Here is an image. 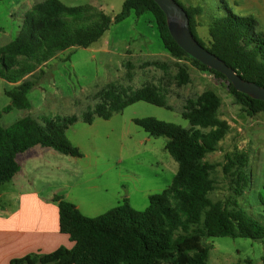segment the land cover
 Segmentation results:
<instances>
[{
    "label": "trees",
    "instance_id": "16d2710c",
    "mask_svg": "<svg viewBox=\"0 0 264 264\" xmlns=\"http://www.w3.org/2000/svg\"><path fill=\"white\" fill-rule=\"evenodd\" d=\"M176 1L187 12L190 30L203 47L243 79L264 87V32L254 16L237 15L223 2V15L208 18L209 39L205 42L198 35L203 25L199 17L205 9ZM132 12L137 16L152 14L164 49L173 58H188L203 72L226 81L236 103L248 116L264 112V101L236 91L223 74L190 57L174 41L166 15L154 0H125L121 13L114 18L102 10L68 6L60 0H45L33 6L18 36L0 47V77L15 85L6 92L11 100L6 111L31 109L28 94L36 81L25 80L27 76H33L60 53L90 47ZM147 65L162 66L158 62ZM39 72L43 74L41 68ZM175 80L179 86L189 83L186 67H179ZM95 98L99 102L82 118L86 124H92L96 117L109 120L138 102L170 108L165 95L151 84L131 91L111 83ZM221 105L220 97L212 90L189 99L182 113L190 123L189 129L156 118L134 119L151 137L168 139L165 149L178 164L169 188L151 195L148 207L142 211L135 210L125 198L97 217L84 215L74 203L57 195L53 201L59 209L60 231L69 236L73 247L30 254L11 264H207L210 251L203 243L206 238L263 240L264 225L238 203L249 187L248 151L237 149L225 155L224 172L232 177L233 194L227 200L211 198L217 189L218 165L209 162L207 156L218 151L231 130L228 121L219 115ZM78 121L77 116L44 117L42 121L27 116L9 127L0 124V185L19 173L18 156L37 146L81 158L82 153L66 135Z\"/></svg>",
    "mask_w": 264,
    "mask_h": 264
},
{
    "label": "rangeland",
    "instance_id": "374dc122",
    "mask_svg": "<svg viewBox=\"0 0 264 264\" xmlns=\"http://www.w3.org/2000/svg\"><path fill=\"white\" fill-rule=\"evenodd\" d=\"M43 1H0V47L18 36L26 14ZM60 1L68 6L102 10L112 18L121 13L125 2ZM178 1L184 6L205 9L199 17L203 25L198 28V35L205 42L209 39L208 18L223 15V2L237 15L254 16L264 32V0ZM152 62L162 66L147 65ZM181 66L186 67L190 76L189 83L183 86L175 80ZM40 68L33 76L25 78L36 81V86L28 94L30 110L6 111L11 105L6 92L12 91L15 85L0 77V124L9 127L27 116L39 121L44 117L77 116L79 121L69 127L66 135L80 150L82 157L60 154L64 159L63 177L56 169L61 164L55 161L52 162L54 168L49 177L38 170L34 179L31 170H27L31 182L28 186L34 185L45 193L52 191L68 195L89 209H92L89 206L91 196L96 197L104 202L98 210L102 213L116 207L125 198L135 210L146 209L151 195L169 188L178 164L165 149L168 139L151 137L134 123V119L156 118L189 129V121L182 117L187 101L212 90L222 101L219 115L228 121L231 130L218 151L207 156L209 162L218 165L215 174L217 189L211 198L213 201L227 200L233 194L232 177L224 172L225 155H232L237 149L248 151L249 187L238 198V203L264 225V112L255 117L248 116L236 103L226 81L203 72L188 58H173L163 47L152 14L137 16L132 12L124 21L113 24L90 47L71 48ZM111 83L131 91L147 84L155 85L165 95L170 108L138 102L109 120L96 117L92 125L86 124L83 116L99 102L95 95ZM24 157V154L20 155L22 167ZM203 243L210 251L207 264H264V239L218 237L206 238Z\"/></svg>",
    "mask_w": 264,
    "mask_h": 264
},
{
    "label": "crops",
    "instance_id": "0c3cea01",
    "mask_svg": "<svg viewBox=\"0 0 264 264\" xmlns=\"http://www.w3.org/2000/svg\"><path fill=\"white\" fill-rule=\"evenodd\" d=\"M23 154L25 155L23 167L20 155L18 156L21 166L19 173L12 181L0 185V264H11L12 260L30 254H49L60 247H73L74 243L69 236L60 231L59 209L57 203L53 201L57 195L74 203L88 217H97L105 213L98 211L104 202L96 197L91 196L89 206L92 209H89L83 203L78 204L70 199L68 195L52 191L45 193L34 185L28 186L31 182L27 170H31L34 179L38 170L49 177L53 173V161L61 164L56 169L58 175L63 177L64 159L61 153L40 146ZM8 184L10 187H6Z\"/></svg>",
    "mask_w": 264,
    "mask_h": 264
},
{
    "label": "water",
    "instance_id": "95a60500",
    "mask_svg": "<svg viewBox=\"0 0 264 264\" xmlns=\"http://www.w3.org/2000/svg\"><path fill=\"white\" fill-rule=\"evenodd\" d=\"M167 18L170 34L174 41L193 59L223 74L236 91L264 101V87L242 78L222 59L203 47L190 30V21L185 9L176 0H154Z\"/></svg>",
    "mask_w": 264,
    "mask_h": 264
}]
</instances>
